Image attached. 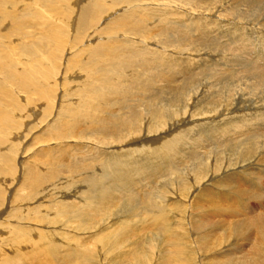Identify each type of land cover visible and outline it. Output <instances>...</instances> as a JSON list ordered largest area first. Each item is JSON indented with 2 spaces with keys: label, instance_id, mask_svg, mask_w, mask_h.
<instances>
[{
  "label": "bare ground",
  "instance_id": "bare-ground-1",
  "mask_svg": "<svg viewBox=\"0 0 264 264\" xmlns=\"http://www.w3.org/2000/svg\"><path fill=\"white\" fill-rule=\"evenodd\" d=\"M264 0H0V264H264Z\"/></svg>",
  "mask_w": 264,
  "mask_h": 264
},
{
  "label": "rangeland",
  "instance_id": "rangeland-1",
  "mask_svg": "<svg viewBox=\"0 0 264 264\" xmlns=\"http://www.w3.org/2000/svg\"><path fill=\"white\" fill-rule=\"evenodd\" d=\"M262 6H264V5H262Z\"/></svg>",
  "mask_w": 264,
  "mask_h": 264
}]
</instances>
